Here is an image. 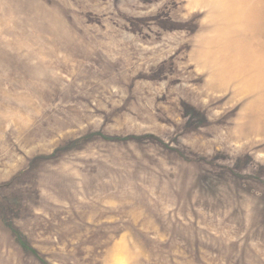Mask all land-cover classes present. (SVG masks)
<instances>
[{
    "label": "rangeland",
    "instance_id": "rangeland-1",
    "mask_svg": "<svg viewBox=\"0 0 264 264\" xmlns=\"http://www.w3.org/2000/svg\"><path fill=\"white\" fill-rule=\"evenodd\" d=\"M0 264H264V0H0Z\"/></svg>",
    "mask_w": 264,
    "mask_h": 264
}]
</instances>
